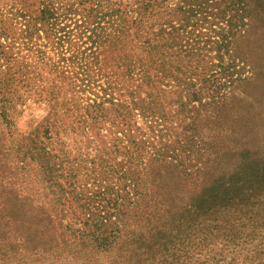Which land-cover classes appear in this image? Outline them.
Here are the masks:
<instances>
[{
  "label": "trees",
  "instance_id": "trees-1",
  "mask_svg": "<svg viewBox=\"0 0 264 264\" xmlns=\"http://www.w3.org/2000/svg\"><path fill=\"white\" fill-rule=\"evenodd\" d=\"M250 15L248 0L0 8V264H264V157L233 124ZM28 100L44 115L14 135Z\"/></svg>",
  "mask_w": 264,
  "mask_h": 264
},
{
  "label": "rangeland",
  "instance_id": "rangeland-1",
  "mask_svg": "<svg viewBox=\"0 0 264 264\" xmlns=\"http://www.w3.org/2000/svg\"><path fill=\"white\" fill-rule=\"evenodd\" d=\"M176 1V0H175ZM11 0H0V8H8ZM250 5V20L246 31L238 40L237 55L235 64H237V74L243 79L237 88L236 93L238 103L241 109L238 121L234 122V129L245 133L243 138L238 139L252 145V151L255 157H264V0H248ZM215 23V22H213ZM209 22L203 20V27ZM2 24H0L1 28ZM43 105L28 100L22 113L14 118V126L17 128L14 135L24 131L26 121L31 118L44 115ZM247 124L253 127L248 133L241 130L238 126ZM12 131V130H11ZM13 132V131H12ZM246 132L248 134H246ZM228 139V138H227ZM229 140V139H228ZM228 152V151H225ZM236 151H230L234 155ZM237 156V155H234ZM240 158L223 157L222 161L217 159V163L222 167L225 173H232L237 166ZM234 165V166H233ZM233 166V167H232ZM231 167V168H229Z\"/></svg>",
  "mask_w": 264,
  "mask_h": 264
}]
</instances>
